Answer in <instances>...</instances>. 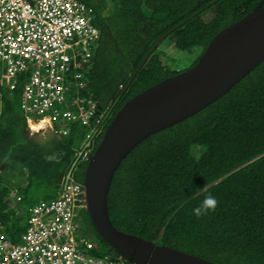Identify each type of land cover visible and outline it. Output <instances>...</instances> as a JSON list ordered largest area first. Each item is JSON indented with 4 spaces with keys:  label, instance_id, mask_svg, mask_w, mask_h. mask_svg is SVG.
<instances>
[{
    "label": "trees",
    "instance_id": "1",
    "mask_svg": "<svg viewBox=\"0 0 264 264\" xmlns=\"http://www.w3.org/2000/svg\"><path fill=\"white\" fill-rule=\"evenodd\" d=\"M81 1L94 8L100 30L80 68L88 82L81 95L97 102L91 124L72 122L66 134L38 138L22 106V83L0 82V221L14 241L30 207L62 195L66 175L83 183L81 152L89 141L96 148L128 99L194 65L216 33L264 7V0ZM169 38L179 53L198 48L189 67L176 69L160 50ZM207 195L215 209L196 216ZM108 205L127 233L220 264H264V61L211 105L136 146L114 175ZM80 222L83 235L104 246L94 254L119 256L86 210Z\"/></svg>",
    "mask_w": 264,
    "mask_h": 264
},
{
    "label": "built area",
    "instance_id": "2",
    "mask_svg": "<svg viewBox=\"0 0 264 264\" xmlns=\"http://www.w3.org/2000/svg\"><path fill=\"white\" fill-rule=\"evenodd\" d=\"M93 11L81 0H0V82L22 83L23 108L57 121L59 134L72 122L90 125L98 113L97 102L81 95L88 82L80 68L93 56L100 31ZM12 52L20 54L16 60ZM93 151L89 141L81 159L88 163ZM62 188L59 199L31 208L22 242L3 234L0 223V264H136L83 247L91 246L79 221L84 184L66 175Z\"/></svg>",
    "mask_w": 264,
    "mask_h": 264
},
{
    "label": "water",
    "instance_id": "3",
    "mask_svg": "<svg viewBox=\"0 0 264 264\" xmlns=\"http://www.w3.org/2000/svg\"><path fill=\"white\" fill-rule=\"evenodd\" d=\"M261 5L216 33L194 65L128 99L108 123L83 184L91 223L119 257L136 264H220L118 229L109 214V192L116 171L136 146L211 105L264 61Z\"/></svg>",
    "mask_w": 264,
    "mask_h": 264
},
{
    "label": "rangeland",
    "instance_id": "4",
    "mask_svg": "<svg viewBox=\"0 0 264 264\" xmlns=\"http://www.w3.org/2000/svg\"><path fill=\"white\" fill-rule=\"evenodd\" d=\"M160 50L165 53H167L169 55V62H172L173 64L177 63L178 66H176V69L181 70V69H185L187 67H189L193 61L196 59V57L198 56V48H194L191 52H182L179 53L178 51L175 50V46L171 40V38H169L168 40H166L165 43H163V45L161 46ZM1 101V100H0ZM41 123V126H38V124ZM33 126L36 128V130L34 132H37V137L41 138V139H47L48 134L53 133L50 130H38V128H41L43 125L45 126L47 124V120H42L41 122H37V123H32ZM43 126V128H44ZM89 131V130H88ZM104 128L102 129V133H104ZM41 196H39L40 198ZM41 199H44L43 197ZM49 199V198H48ZM85 237L89 240L88 242H91V246L88 245H83V247L85 249H90L92 252L94 253H98V251L102 250L104 248V246L102 244L98 245L97 240H91V236L90 233L88 232H84ZM18 243H20L19 241H16ZM90 244V243H89Z\"/></svg>",
    "mask_w": 264,
    "mask_h": 264
},
{
    "label": "bare ground",
    "instance_id": "5",
    "mask_svg": "<svg viewBox=\"0 0 264 264\" xmlns=\"http://www.w3.org/2000/svg\"><path fill=\"white\" fill-rule=\"evenodd\" d=\"M93 25L96 27V28H98V26L97 25H95L94 23H93ZM99 29V28H98ZM19 55L20 54H18L17 52H12L11 54H10V58H12L13 60H16V58L17 57H19ZM30 57H26V59H29ZM117 112V111H116ZM115 112V113H116ZM115 115V114H114ZM113 115V116H114ZM26 116H27V121H29L28 122V126H29V128L31 129V130H33V131H35L36 130V128L33 126V122L34 123H37V122H41L42 120H43V118H37V117H33L32 115H30V114H28L27 113V111H26ZM113 116H112V118H113ZM46 120H47V124L44 126V128H43V126L41 127V128H38V130L40 131V130H50L51 132H53V133H56L57 134V128L60 126V124H58V122L57 121H54L53 119H51V118H49V117H46ZM70 124V123H69ZM69 124H68V126H69ZM108 125V124H107ZM38 126H41V123L40 124H38ZM63 194V193H62ZM62 195H60V196H58V197H56V198H54V199H52V200H50V201H48V202H46V203H49V202H52L53 200H57V199H59L60 197H61ZM84 210H86V208L85 209H83L82 210V212H81V216H82V214L84 213ZM81 216H80V219H81ZM80 219H79V221H80ZM27 227H28V225H27ZM27 229V228H26Z\"/></svg>",
    "mask_w": 264,
    "mask_h": 264
},
{
    "label": "clouds",
    "instance_id": "6",
    "mask_svg": "<svg viewBox=\"0 0 264 264\" xmlns=\"http://www.w3.org/2000/svg\"><path fill=\"white\" fill-rule=\"evenodd\" d=\"M94 10V8H93ZM93 11V15H94ZM94 20V17H93ZM217 205V200L212 195H207L204 197V199L201 201L200 205L193 209V212L196 216H201L206 214L210 210H214Z\"/></svg>",
    "mask_w": 264,
    "mask_h": 264
},
{
    "label": "crops",
    "instance_id": "7",
    "mask_svg": "<svg viewBox=\"0 0 264 264\" xmlns=\"http://www.w3.org/2000/svg\"><path fill=\"white\" fill-rule=\"evenodd\" d=\"M13 196H16V198H21V194H20V193H17V194L13 193ZM31 208H32V207H30V214H29V216L31 215ZM29 216H28V217H29ZM0 223H1L3 226L6 225V227H7V224H6L5 222L0 221ZM10 223L12 224L13 222H10ZM26 223H27V222H26ZM8 230H9V229H7V231H8ZM7 231H4V229H3L1 232H2L3 234L5 233V235L9 237ZM25 231H26V228H25L24 232L21 234L20 239H19V240H16V241L22 242V237H23ZM16 241H15V242H16Z\"/></svg>",
    "mask_w": 264,
    "mask_h": 264
}]
</instances>
